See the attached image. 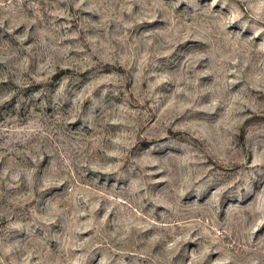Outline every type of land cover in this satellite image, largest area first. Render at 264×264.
I'll use <instances>...</instances> for the list:
<instances>
[{
    "label": "rangeland",
    "instance_id": "374dc122",
    "mask_svg": "<svg viewBox=\"0 0 264 264\" xmlns=\"http://www.w3.org/2000/svg\"><path fill=\"white\" fill-rule=\"evenodd\" d=\"M88 2L97 7L77 9L69 0H39L45 22L62 25L53 32L64 38L49 49L64 62L56 65L57 76L51 75L56 86L65 76L76 79L71 65H89L76 91L91 92L86 106L97 104L99 113H113L110 132L118 134L127 127L121 115L141 132L158 123L160 127L149 130L150 142L171 138L159 155L183 161L191 150L203 159L190 162L191 174L181 167L171 181L161 180L164 173L151 172L154 187L145 184L140 189L151 199L138 201L129 198L135 187L130 180L115 187L111 181H96L111 174L108 164L96 161L84 163L86 178L78 183L45 179L40 190L33 191L29 178L28 183L6 188L0 194L3 264H264V216L250 211L264 206V183L255 184L244 202L226 201L225 192L231 195V189L221 191L242 168L247 173L244 183L256 173L264 174V55L250 50L247 41L253 33L241 31L232 0ZM27 5L28 0H22L21 6L32 15ZM253 10L264 12V0H255ZM216 31L221 35L215 36ZM0 32L4 39L15 32L12 43H18L25 25L9 30L5 21ZM32 40L28 36L24 43ZM261 44L264 37L253 46ZM233 46L247 51V58L230 55ZM159 51L167 56L157 55ZM46 60L33 57L29 67L44 74ZM225 81L231 88L225 89ZM0 84L15 86L13 81ZM189 98L192 107H184ZM181 109V116L165 126ZM160 131L167 137H160ZM148 142L146 137L143 146ZM221 143L222 151L216 147ZM41 160L38 174L58 173L57 157L44 153ZM6 163L7 158L0 161V177L8 171ZM170 183L179 191L189 185L196 192L206 191L199 201L173 203L172 211L166 206ZM209 201L215 202L214 213L206 210Z\"/></svg>",
    "mask_w": 264,
    "mask_h": 264
},
{
    "label": "clouds",
    "instance_id": "9594fccd",
    "mask_svg": "<svg viewBox=\"0 0 264 264\" xmlns=\"http://www.w3.org/2000/svg\"><path fill=\"white\" fill-rule=\"evenodd\" d=\"M69 2L73 3L74 8L77 9L87 6L92 10L97 7L95 3H89L88 0H69ZM21 5L22 0H0V25L7 21L9 30L21 24L25 25L24 35L19 37L18 43H12L13 37L16 36L15 32H12L8 39H4L3 33L0 32V65H2L0 81H13L15 84L14 87L9 84L7 88L0 84V161L7 158L6 167L8 169L4 176L0 177V180L4 182V187H0V194L6 188H15L21 183H28L29 178L33 191H39L45 179H52L55 183L63 181L78 183L79 180L86 178L88 170L83 166L84 163L96 161L108 164L111 172L107 177L97 176L96 181L103 180L105 183L111 181L115 187L123 180H130L135 187L129 198L138 201L144 197L151 199L147 190L140 192V189L145 188V184L152 185L151 172L164 173L161 180L169 181L181 167L189 174L193 172L194 163L190 166V162L203 159L200 153L188 150L183 161H177L171 156L159 155L169 146L171 138L163 143L150 142L149 130L160 127L158 123L149 125L141 132L139 127L121 115L120 122L126 124L127 127L118 134L109 131L113 113L111 111L99 113L97 104L86 106L85 97L91 96V92L81 90L77 94L76 91L80 74L89 65H71L75 68L72 75L76 79L65 76L57 87V81L52 80L51 75L57 71L56 65H63L64 62L53 57L49 49L53 44L58 45L64 38L53 32V29H59L62 25L45 22L46 18L40 15L39 0H28V8L33 9L32 15H29ZM159 6L162 7V5ZM232 6L236 13L234 19L240 24L241 31L251 30L253 33L247 41L250 42V50L264 55V44H261L259 48L253 46L256 39L264 37V12L257 14L253 10L255 0H232ZM44 11H47L46 7ZM33 25L35 27L29 33L27 28ZM77 34L75 31L72 33L74 36ZM214 35L220 36L221 32L216 31ZM28 36H32L33 40L26 45L24 39ZM157 55L167 56L163 51H159ZM230 55L246 59L248 53L233 46ZM45 56L47 60L41 68L44 74L30 69L29 65L33 57L44 60ZM228 58L230 57H219L220 60ZM231 86L230 82L225 81V89ZM13 100L15 101L14 106L9 107ZM217 100L223 103L224 97L217 96ZM184 107H192L191 98ZM181 112L182 109L175 112L172 119L165 122V126L171 124L176 117H180ZM191 134L198 135L195 132ZM158 135L167 137L164 131H160ZM146 137L149 142L147 147H144ZM216 147L222 151L224 145L221 143ZM44 153H47L49 157L55 156L59 159L58 173L45 171L42 175L38 174L42 163L41 156ZM32 157L35 159L33 160ZM240 163L243 164V159ZM13 174H15L14 179H7ZM246 174V170L242 168L240 173L223 185L221 191L225 188L231 189V195L225 192L226 201L230 199L244 202L254 192L255 184L264 183V174L261 173H256L252 181L248 183L241 182ZM194 179H199V176ZM84 187L86 188V185ZM205 191L196 192L191 185L179 191L176 184L170 183L167 193L170 202L166 206L176 211L173 203L190 198L199 201L203 198ZM206 210L214 213L215 202L209 201ZM250 211L259 212L264 216V206L259 209L250 208ZM5 256H7V251ZM0 264H3L2 258H0Z\"/></svg>",
    "mask_w": 264,
    "mask_h": 264
},
{
    "label": "trees",
    "instance_id": "16d2710c",
    "mask_svg": "<svg viewBox=\"0 0 264 264\" xmlns=\"http://www.w3.org/2000/svg\"><path fill=\"white\" fill-rule=\"evenodd\" d=\"M55 76H57V74H55Z\"/></svg>",
    "mask_w": 264,
    "mask_h": 264
}]
</instances>
